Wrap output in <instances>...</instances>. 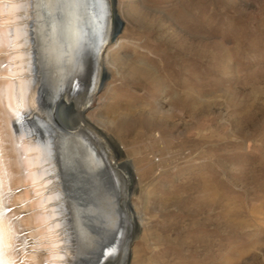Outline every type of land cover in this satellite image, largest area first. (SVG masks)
I'll list each match as a JSON object with an SVG mask.
<instances>
[{
  "label": "rangeland",
  "instance_id": "rangeland-1",
  "mask_svg": "<svg viewBox=\"0 0 264 264\" xmlns=\"http://www.w3.org/2000/svg\"><path fill=\"white\" fill-rule=\"evenodd\" d=\"M50 1L53 57L38 56L43 108L46 95L69 88L75 61L82 100L107 23L101 0ZM109 1L119 31L87 120L69 102L52 127L30 115L54 143L76 230L95 231L89 206L103 212L96 226L109 223V248L121 228L124 242L131 237L128 264H264V0ZM75 30L89 37L80 57ZM102 150L123 164L112 167Z\"/></svg>",
  "mask_w": 264,
  "mask_h": 264
},
{
  "label": "bare ground",
  "instance_id": "bare-ground-1",
  "mask_svg": "<svg viewBox=\"0 0 264 264\" xmlns=\"http://www.w3.org/2000/svg\"><path fill=\"white\" fill-rule=\"evenodd\" d=\"M49 1L0 0V95L3 98L0 107L3 110L4 122L2 143L3 203L5 227L11 229L12 234L15 235V239H12L10 245L4 250V260L11 264H80L76 263V260H81V264H101L111 248L116 246L118 247L117 252H121L119 259H116V254L113 257L115 262L113 260L106 264H128L132 239L130 237L124 242L121 237V228L116 234L114 247L109 248V223L106 222V225L102 226H96L94 223L98 219L96 215H102L101 209L96 211V208L91 209L89 206L85 208L90 212H96L92 219L96 229L86 232L79 228L78 231L81 233L79 235L80 233L76 230L80 225L79 218L76 213H72L68 209L54 143L46 134V130L41 133L35 123L30 120V115H34L43 127H48L47 124L51 127L58 124L61 120L56 116L55 110L59 102L64 105L69 102L72 109L77 112V117L83 116L94 93L99 89L102 71L106 70L101 62L104 50L113 41L111 37L114 33V24L111 21L114 16L112 17L111 4L109 0H101L106 9L104 14L107 23L99 42L97 41L98 45L91 46L95 72L92 78L89 74L92 70L88 71L86 84L88 82L89 88L87 93L79 103L74 101L75 91L79 84V64L73 68L78 62L75 61L74 65H72L73 63L72 66L70 65L74 76L70 81L69 88H66L62 94L46 95L43 99L46 107L43 108L39 105V95L42 93L40 84L42 85V83L38 71L41 59L38 56L49 54V56L47 55L48 61L51 57L47 43L54 36L55 26L49 19L52 11L48 10ZM77 32V30L73 31L72 45H80L77 50V57H80L79 55L82 52L85 53L84 49L89 45L85 44L89 37L86 38L85 32H78L79 34ZM70 54L73 53L70 52ZM72 58L74 59V56ZM103 63L105 64V62ZM83 119L87 120L84 116ZM101 152L107 162L112 164V167L123 164L111 154L107 155L103 150ZM85 164L88 167L90 163ZM89 168L94 169L91 165ZM99 186L102 187L103 184L100 183ZM97 188L99 187L97 186ZM97 188L93 190L94 194ZM89 189L92 192V186ZM129 196L130 192L124 191L120 197L126 203ZM99 206L103 208L101 204ZM134 215H130L131 219H135ZM79 236H82L85 242ZM105 236L109 237L108 243ZM98 239H102L100 245ZM91 241L96 242L97 245L90 248ZM97 248H101V250L95 254ZM84 249L88 250L85 257H83Z\"/></svg>",
  "mask_w": 264,
  "mask_h": 264
},
{
  "label": "snow or ice",
  "instance_id": "snow-or-ice-1",
  "mask_svg": "<svg viewBox=\"0 0 264 264\" xmlns=\"http://www.w3.org/2000/svg\"><path fill=\"white\" fill-rule=\"evenodd\" d=\"M3 98L0 95V106H2ZM17 119L19 117L17 116ZM3 110L0 107V264H11L9 261L4 260V250L10 245L12 239H15V235L12 234L11 229L5 227V211H4V167H3Z\"/></svg>",
  "mask_w": 264,
  "mask_h": 264
},
{
  "label": "water",
  "instance_id": "water-1",
  "mask_svg": "<svg viewBox=\"0 0 264 264\" xmlns=\"http://www.w3.org/2000/svg\"><path fill=\"white\" fill-rule=\"evenodd\" d=\"M118 31H119V27H118V25L116 23V14H115V16H114V33H113V35L111 37V40H115V38H116V36L118 34Z\"/></svg>",
  "mask_w": 264,
  "mask_h": 264
}]
</instances>
